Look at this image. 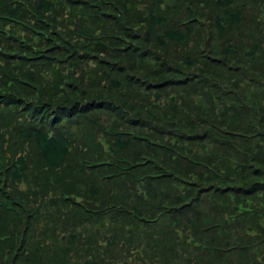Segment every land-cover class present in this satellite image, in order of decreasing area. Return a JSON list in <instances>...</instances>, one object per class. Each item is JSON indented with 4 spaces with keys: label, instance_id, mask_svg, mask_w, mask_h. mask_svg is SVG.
Listing matches in <instances>:
<instances>
[{
    "label": "trees",
    "instance_id": "trees-1",
    "mask_svg": "<svg viewBox=\"0 0 264 264\" xmlns=\"http://www.w3.org/2000/svg\"><path fill=\"white\" fill-rule=\"evenodd\" d=\"M0 264H264V0H0Z\"/></svg>",
    "mask_w": 264,
    "mask_h": 264
}]
</instances>
